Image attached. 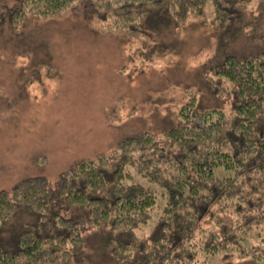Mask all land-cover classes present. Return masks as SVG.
Returning <instances> with one entry per match:
<instances>
[{
  "label": "trees",
  "instance_id": "1",
  "mask_svg": "<svg viewBox=\"0 0 264 264\" xmlns=\"http://www.w3.org/2000/svg\"><path fill=\"white\" fill-rule=\"evenodd\" d=\"M81 1L19 0L9 20L17 28L27 17L63 15ZM205 1L91 3L104 31L136 35L152 11L163 9L179 24ZM211 2L224 25L232 0ZM213 72L231 85L232 113L199 108L188 88L176 122L162 131L122 137L110 151L75 161L54 183L33 175L0 188V232L11 228L9 246L0 239V264H74L89 258L87 227L106 231L105 250L123 264H204L217 251H230L229 243H240L252 223L264 220V48L225 55ZM155 209L156 230L143 242L134 228ZM221 210L235 213L234 222L229 213L215 216L217 227L205 229L203 217Z\"/></svg>",
  "mask_w": 264,
  "mask_h": 264
},
{
  "label": "rangeland",
  "instance_id": "2",
  "mask_svg": "<svg viewBox=\"0 0 264 264\" xmlns=\"http://www.w3.org/2000/svg\"><path fill=\"white\" fill-rule=\"evenodd\" d=\"M18 1L0 0V188L33 175L54 183L75 161L110 151L122 137L162 131L176 122L188 88L199 108L232 113L231 85L213 68L225 55L264 48V0H232L224 25L211 0L179 24L158 9L143 18L136 35L104 31L92 0L63 15L27 17L14 28L8 13ZM228 213L234 222L235 213L221 210L203 217V226L217 227L213 217ZM157 215L155 209L134 228L143 242L156 230ZM83 232L89 258L74 264H123L105 250L106 231ZM10 234L11 228L0 232L5 246ZM229 247L204 264H261L264 220Z\"/></svg>",
  "mask_w": 264,
  "mask_h": 264
}]
</instances>
